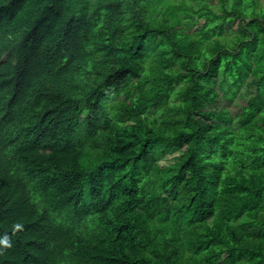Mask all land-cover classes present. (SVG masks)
Returning a JSON list of instances; mask_svg holds the SVG:
<instances>
[{
  "label": "trees",
  "instance_id": "obj_1",
  "mask_svg": "<svg viewBox=\"0 0 264 264\" xmlns=\"http://www.w3.org/2000/svg\"><path fill=\"white\" fill-rule=\"evenodd\" d=\"M0 264H264V6L0 0Z\"/></svg>",
  "mask_w": 264,
  "mask_h": 264
},
{
  "label": "rangeland",
  "instance_id": "obj_2",
  "mask_svg": "<svg viewBox=\"0 0 264 264\" xmlns=\"http://www.w3.org/2000/svg\"><path fill=\"white\" fill-rule=\"evenodd\" d=\"M217 1H218V0H209V3L214 4V3H216ZM256 1H257L258 4L264 6V0H256ZM202 22H203V19L197 20V24L194 25L193 28L200 27V25L202 24ZM236 23H237L236 21H233V22L230 24V26L227 25V24H225V26H224L225 30H227L228 28H233V29H234L235 26H236ZM244 89H245V88H244ZM244 89H242V90L240 91L239 96H238L237 98H235L233 102L228 103L227 101L223 100V101H220V102L218 103V106H226V107H228L229 110L231 111V113H233V114L239 112V111L241 110L242 106L245 104L246 98H247V96H248V94H249V93L246 92ZM253 89H254L253 87H250V88H248V91L251 90V92H252ZM177 157H178V154L167 155V156L163 157V158L159 161V163H160L161 165H167V164H169V163H172L173 160H174L175 158H177Z\"/></svg>",
  "mask_w": 264,
  "mask_h": 264
}]
</instances>
